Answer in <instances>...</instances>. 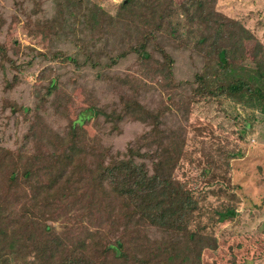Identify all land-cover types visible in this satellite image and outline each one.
<instances>
[{
	"label": "trees",
	"instance_id": "trees-1",
	"mask_svg": "<svg viewBox=\"0 0 264 264\" xmlns=\"http://www.w3.org/2000/svg\"><path fill=\"white\" fill-rule=\"evenodd\" d=\"M64 1L73 8L68 12L76 20L74 32L84 23L111 37L122 27L134 31L133 42L114 56L107 54L104 66L100 56L93 60L95 52L92 56L82 50L85 57L79 61L68 52L51 49L37 53L40 57L32 56L27 64L40 58L72 63L77 68L110 69L132 54L139 67L138 76L115 73L108 84L116 103L100 108L97 99L89 96L74 119L63 111L71 96L52 79L42 86L43 92L32 108L12 99L0 100L1 110L19 113L24 120L29 115L41 120L47 103L60 109L67 119L63 135L49 130L45 142H41L49 150L41 151L37 145L29 153L33 125L19 148L0 146V153L12 157L16 168L10 171L9 179L19 178L26 194L23 202L8 210L6 223L0 222V251L10 226L26 244L22 248L27 253L19 264H210L217 252L216 257L223 259L217 237L202 228H192L190 223L206 210L201 198L221 201L224 209L214 212L218 223L235 216L233 205L238 200L231 184L230 160L243 151H224L214 141L205 148L204 142L193 138V144L200 146L189 157L200 184L193 188L176 176L189 142L186 129L171 128L165 117L180 108L188 113L191 104L224 98L256 111V115L252 112L251 117L237 122L240 141L252 135L256 118L264 120V70L243 65L250 60L246 45L255 41L254 35L227 17L218 7L219 0H123L114 16L96 4L83 7L82 0ZM85 8L88 15H83L84 21L77 20L76 10ZM68 12L64 15V6L59 3L55 18L31 27L27 17V28L42 38L58 37ZM171 48L185 49L199 60L200 68L191 81H175ZM26 50L35 55L33 48ZM17 52L10 57L0 42L2 72L7 67L17 72L24 68V63L16 61ZM97 77L104 78V72L97 70ZM15 79H6V90ZM146 80L159 84L170 103L176 102L171 98L176 91L188 85L187 101L183 97L176 105L148 109L138 96ZM91 119L100 120L101 129L107 131H99L89 140L86 126ZM125 121L140 123L147 130L122 149L105 145L104 134H119ZM228 249L231 264H243L245 253L260 258L264 252L261 247Z\"/></svg>",
	"mask_w": 264,
	"mask_h": 264
},
{
	"label": "rangeland",
	"instance_id": "rangeland-1",
	"mask_svg": "<svg viewBox=\"0 0 264 264\" xmlns=\"http://www.w3.org/2000/svg\"><path fill=\"white\" fill-rule=\"evenodd\" d=\"M122 1L82 0V3L83 7L96 4L108 15L114 16ZM59 3L64 6V15L73 10L71 6L65 5L64 0H0V42L8 49L10 57L18 51L16 61L24 63V68L19 72L8 67L2 72L0 68V100L12 99L22 107L32 108L39 93L43 92L42 86L52 79L58 83L62 91L71 96V101L66 104L67 110L62 108L69 119H74L78 109L85 107L89 96L97 99V105L100 108L105 104L111 105L114 101L116 103V98L108 84L115 73L120 76L126 74L138 76L136 70H139V67L135 55L132 54L120 59L110 69L102 67L108 63L106 55L114 56L128 43H132L135 33L132 29L126 31L119 27L109 37L110 35L98 32L94 26L86 27L84 23L80 24L78 30L74 32L76 20L74 16L69 15V12L65 16V22L61 24L62 30L58 37L42 38L35 30L29 32L27 17H30L31 27L37 22L50 21L57 16ZM218 7L227 17L236 20L255 37V41L246 45L251 62L249 59L248 62L245 61L243 63L245 68L260 67L264 70V0H219ZM33 9H36L35 12ZM83 15H88L86 8L81 11L76 10L77 20H83ZM27 48H33L35 55L26 50ZM48 49L68 52L79 61L85 57L84 53L83 55L81 53L82 50L92 56L95 52L93 60L100 56L102 66L92 69L89 66L80 65L77 68L72 63L49 62L40 58H35L27 64L32 56L40 57L37 53H46ZM169 51L175 61L173 71L175 81H191L194 73L200 68L199 60L185 49L171 48ZM97 70L104 72L105 77L98 78ZM12 77L16 79L11 88L6 90L4 87L6 79L10 80ZM146 83L140 88L138 96L140 102L150 110L161 108L162 104L176 105L183 97L186 102L190 92L188 85L182 86L176 91V96L171 97L176 102L170 103L168 102L170 97L164 94L159 84L147 80ZM183 109L180 108L172 114L168 112L165 117L168 126L173 129L185 128L186 137H189L185 158L176 170L178 178L190 183L193 188H198L200 185L199 181L197 182V173L189 162V157L195 154L196 148L200 147L198 143L193 144V138L196 142H204V145L211 141L217 142L222 145L224 151L231 153L243 151V154H238L236 158L230 160L231 184L235 187L234 192L238 200L233 205L236 210L235 216L223 223H218L215 211L222 212L221 210L224 209H222L221 201L201 198L200 203L206 210L190 223L192 228H202L204 232L217 237L220 242L219 250L223 259L216 257L218 252L213 253L216 260L212 258L210 264H231L228 247L264 249V120L257 117L254 121L253 134L247 136L244 141H240L239 135L236 134V131L240 129L238 119L251 117L252 112L256 115L255 110L224 98L191 104L188 113ZM59 110L51 103H47L44 116L37 121L32 115L24 120L21 114L13 115L9 109L1 110L0 108V146L11 150L19 148L23 143L24 135L33 125V137L31 143H28L29 153L37 145L41 151L49 150L45 144L41 143L45 142L46 134L49 130H57L63 135L67 124V119ZM101 126L100 120L91 119L86 126L87 138L91 140L92 136L99 131H107V129L102 130ZM120 130L119 134L106 132L103 143L107 146L111 145L114 150L122 149L138 135L146 132L147 128L137 122L125 121ZM49 141L53 142L52 136ZM207 147L209 145H205V148ZM0 159H2V162L0 161V222L6 223L8 210L13 209L15 204L23 202L26 194L19 178L14 181L9 179L13 169H16L12 157L0 153ZM150 235L152 238L156 237L153 232ZM22 247L26 248L25 241L15 228L9 226L0 251L3 264H19L21 258L27 253ZM245 256L243 264H264V252L260 258H255L252 253H245Z\"/></svg>",
	"mask_w": 264,
	"mask_h": 264
}]
</instances>
